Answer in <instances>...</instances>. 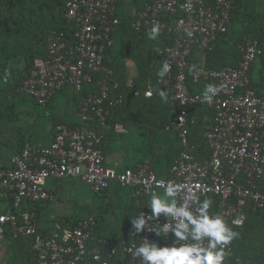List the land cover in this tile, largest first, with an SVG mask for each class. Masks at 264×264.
I'll return each instance as SVG.
<instances>
[{
	"label": "built area",
	"instance_id": "1",
	"mask_svg": "<svg viewBox=\"0 0 264 264\" xmlns=\"http://www.w3.org/2000/svg\"><path fill=\"white\" fill-rule=\"evenodd\" d=\"M118 1L65 0L69 32L49 28L44 55L32 60L14 87L16 94L38 106H46L66 87L75 93L84 88L89 91L78 103L77 124L59 123L48 145L25 143L8 166L0 165V196L8 202L0 211V251L7 235L27 238L32 264H138L132 249L141 238L159 246L173 243L171 234L164 239L146 230L133 233L129 240L108 238L98 233L95 215L74 222L55 218L49 231H41L33 205L54 199L47 187L50 179L77 177L99 195H107L112 186L129 187L136 199L149 197L147 184L153 176L183 184L185 191L199 184L201 199L213 202L210 211L224 216L230 225L233 219L243 217L242 227L264 210V90L255 88L250 75L263 54L264 36L260 41L250 32L243 33L235 65L209 63L219 36L229 29L235 0L143 2L132 27L141 34L154 24L160 26L159 36L166 42L157 49L159 63L171 66L160 82L176 105L166 129L178 131L181 149L167 176L158 175L147 158L121 170L106 165L103 140L107 108L122 101L114 93L119 86L110 81L114 72L105 59L114 43L113 32L121 24ZM189 31L191 37L186 35ZM208 84L220 87L211 104L202 96ZM192 107L207 112L199 142L193 136L197 123ZM114 128L125 131L120 124ZM152 188L156 189L155 183ZM142 212L150 214L146 207ZM158 222L163 224V217ZM233 227L237 232L242 228ZM225 264H247L234 242L226 249Z\"/></svg>",
	"mask_w": 264,
	"mask_h": 264
},
{
	"label": "crops",
	"instance_id": "2",
	"mask_svg": "<svg viewBox=\"0 0 264 264\" xmlns=\"http://www.w3.org/2000/svg\"><path fill=\"white\" fill-rule=\"evenodd\" d=\"M144 1L119 0L117 3L116 12L121 19V24L113 32L114 43L107 51L105 59L114 72L110 81L119 86V89L114 93L115 95L118 93L122 101L107 108L109 114L107 116V128L104 131L103 154L106 165L114 169L121 170L133 165L136 161L147 158L151 161L158 175L167 176L169 166L176 159L181 149L178 131L174 127L166 129V126L170 125L173 120L176 105L171 98V94L162 89L160 78L156 74L161 67L157 49L162 47L166 41L161 36H158L154 41L149 40L147 38L148 32L143 31L141 34H137L132 27L136 12ZM21 18H23L22 15L19 17L20 22ZM251 19L254 24L249 23ZM50 21L53 25L57 23L52 16L46 21L45 17L42 18L31 43L23 41L22 37H9L3 41L0 40V108L2 104H4L3 107L5 104H10V112L7 116L6 112L3 113L2 117L0 116V165L8 166L11 157L25 143L43 146L48 145L53 140L55 133L53 126H50L45 133L38 132V116L41 114H43L42 117L44 118L42 119L45 121L46 119L52 120L58 117L60 122H78L77 106L79 98L70 88L66 87L57 91L48 108L43 110H40L36 106L37 104L33 103L34 101H28L25 99L26 97L11 98L12 95H7L6 90H3L5 80L1 81V78H11L14 81V79L20 77L22 71L29 68L34 57L44 55L46 36L42 33L45 27L50 25ZM254 29L259 30V32L264 29V0H238L233 10L229 29L219 37L216 51L209 59L210 65L237 64L239 60L237 44L240 37L243 33ZM40 42L42 44L39 45ZM263 74L264 54L258 59L250 72L253 85L259 91L264 90ZM192 88L196 89L197 87L192 86ZM97 90L95 88V91ZM160 90L167 93L166 102L161 99ZM149 91L152 92L151 96L146 95V92ZM53 100H59L60 106L56 110V115L52 112ZM13 105H15V109L21 110L22 114H29L31 117L26 118L21 114L16 118L15 113H12ZM33 107L36 108L34 111L38 112L33 113L31 110L34 109ZM191 111L197 123L194 126L193 136L199 142L201 141L202 128H200V125L202 126L207 112L202 107H192ZM10 122H12L13 128L8 127ZM48 123H51V121ZM115 124L122 125L125 131H116ZM27 125L29 127L24 129V126ZM198 126L199 128H197ZM8 129H12L14 132L11 131V134L8 135L10 132ZM47 187L53 193L54 199L33 205L38 212L37 225L43 232H47L53 227L55 218L69 222L72 219L71 217L77 216L80 211L92 210L93 215L99 214L102 217L101 223L97 218L99 223L98 233L114 239V236L125 234V230L129 227L128 223L131 220V215L135 214L136 210L140 214L148 200V198L136 199L131 197L129 187L114 186L112 193L113 196L117 197L114 202L117 204V211L119 212L115 215L113 214L115 212L108 211L107 207H103L101 204V199H104L105 205L109 202L110 196L108 195L111 190L108 191L107 195L93 193L77 177L50 179ZM107 196L108 198H105ZM1 201L3 203L2 207L5 209L8 202L3 198ZM131 212L134 213L131 214ZM115 216H120L121 220L113 218ZM125 217H127L126 220H129L126 221ZM112 221H120V225L114 229L113 227L116 224L113 225ZM238 232L240 233L239 238L233 242L239 253L244 256L246 263L264 264V210L253 215ZM113 233L114 236H112ZM14 241L15 239L9 235L6 236L3 249L0 251L1 263L19 264L20 255H23L27 250V254L29 253L28 261L31 264L29 243L26 249V243L30 240L26 238V240L17 241L22 246L24 245L23 248ZM8 251L10 252L9 255L7 254ZM23 260L21 259V261Z\"/></svg>",
	"mask_w": 264,
	"mask_h": 264
},
{
	"label": "clouds",
	"instance_id": "3",
	"mask_svg": "<svg viewBox=\"0 0 264 264\" xmlns=\"http://www.w3.org/2000/svg\"><path fill=\"white\" fill-rule=\"evenodd\" d=\"M159 34L160 26L157 23L150 28L147 38L154 41ZM186 35L191 37L192 32H186ZM170 71L171 66L164 62L156 74L164 78ZM219 91V86L206 85L202 94L203 101L211 104ZM147 95L151 96L152 92L149 91ZM159 95L167 101L164 90H160ZM152 183L162 191L153 189ZM147 187L149 197L145 207L150 210V214L141 212L132 217L134 233L146 230L164 239L171 234L173 243L171 246H159L156 241L149 242L147 238H141L132 249V256L138 264H225L226 249L240 235L233 226L242 227L243 217L233 219L230 225L224 216L211 212L213 202L210 198L201 199L199 184L185 191L186 186L183 184L157 180L153 176ZM161 217L164 219L163 224L158 222ZM95 259L99 260L100 257L96 256Z\"/></svg>",
	"mask_w": 264,
	"mask_h": 264
},
{
	"label": "rangeland",
	"instance_id": "4",
	"mask_svg": "<svg viewBox=\"0 0 264 264\" xmlns=\"http://www.w3.org/2000/svg\"><path fill=\"white\" fill-rule=\"evenodd\" d=\"M37 1L38 0L32 1V2H33V4H35V2H37ZM30 6H31V4L29 2H27V0H0V15H2V12L6 11V8H11V11L10 12L12 13L13 17L16 19V22L19 23L20 26L22 27V31L20 33H18V35L16 33H14L10 37H12V38L22 37L23 38V41H28V43H31V41L34 40L33 35H34L35 31L38 30V26H40L41 19L44 18V16H46L45 17V21H46L47 19H50V16H51L50 12H47L45 10H42L41 11V14L43 15V17H42V15H39V13H38L40 7H37V8L34 9V8H31ZM41 8H43V7H41ZM21 15H24V17L21 18L22 20L20 22L19 17H21ZM30 17H31V19L28 20ZM39 33H40V31H39ZM0 40L3 41V38H0ZM42 42H40L39 45L42 44ZM5 47L7 48V46H5ZM24 48H26V47H24ZM3 80H5L4 81L5 82V86L3 87V90H6L7 95H12L13 93H15L14 87L19 82V78L14 79V81L11 78H9V79L1 78V81H3ZM1 90H2V83H1ZM1 95H2V93H1ZM25 99L28 100V101L33 102V100H31L28 97H26ZM33 103L35 104V102H33ZM49 103H50V101L47 103L46 106H38L36 104L35 105L40 110H43V109H47L48 108V106L50 105ZM3 105L4 104H2L1 105V108H0V116L1 117L3 116V113L4 112H6V116H7L8 112H10V109H9L10 104H8V105L5 104L4 107H3ZM59 106H60L59 105V100H57V101L53 100L51 107H52V112L54 113V115H56V110H57V108H59ZM33 108L34 109H31L33 113L34 112H38V111H34V110H36L35 107H33ZM12 113H15V117L16 118H18V116H20L22 114L21 113V110L15 109V105H13V111H12ZM38 115H40V114L38 113ZM42 115L43 114H41L40 116H38V119H39L38 120V128H39L38 132L39 133H45L46 131H48V129H49L50 126H53L54 129H55V126L58 125V123H62V122H60V119H58V117L55 118V119L53 118L52 120L51 119L47 120L45 118L46 119V121H45V120L42 119V118H44V117H42ZM21 116H24L26 118L27 117H31V116H29V114H22ZM6 118H8V117H6ZM49 121H51V123H48ZM11 124H12V122H10V124H9L10 126H8V127H12L13 128L14 126H12ZM28 127H29L28 125L27 126H24V129H27ZM8 130H10V129H8ZM11 131H12V133L14 132V130L11 129L8 135L11 134ZM113 189H114V186L111 187V189H110L111 191H110V193L108 195V196H110L109 197V202L105 205L104 202H103L104 199H101L102 200L101 201V204L103 205V207H107V210L108 211L115 212L113 214L117 215V214H119V212L117 211V206H116L117 204L114 202L115 201L114 199L117 200V197L116 196H113V193H112ZM108 196L105 197V198H108ZM1 200H2V198L0 197V211L3 210V207H2L3 206V203H2ZM96 201H98V199H96ZM98 202H100V201H98ZM110 212H108V213H110ZM92 213H93L92 210H83V211H80L79 214H78L79 216L77 215L75 217H71L73 220L71 219L70 221L74 222L78 218L86 217L88 215H91ZM133 213L134 212H131V214H133ZM138 214H139V212H138V210H136V213L133 214V215H131V216L132 217L133 216H137ZM96 216L99 219V223H101L100 220H101L102 217L99 214H96ZM127 217H125V220L127 219ZM132 217H130V218L132 219ZM113 218L121 220L120 219V216H115ZM111 219H112V217H111ZM128 220H126V221H128ZM126 221H124V222L127 223ZM62 222H67V221H62ZM112 224L113 225L116 224V226L113 227L114 229H116L117 226L120 225V221H118V222H116V221L113 222L112 221ZM130 225H131V220H129V223H128V226L129 227L128 228H131L132 225L131 226ZM112 236H114V233H113ZM7 254L9 255L10 252L8 251ZM4 255H5V253H4ZM23 258H24L23 255H20L19 261H21V259H23Z\"/></svg>",
	"mask_w": 264,
	"mask_h": 264
},
{
	"label": "trees",
	"instance_id": "5",
	"mask_svg": "<svg viewBox=\"0 0 264 264\" xmlns=\"http://www.w3.org/2000/svg\"><path fill=\"white\" fill-rule=\"evenodd\" d=\"M32 1H36V0H29V2L31 4L30 7L34 8V9L37 8V7H40V9L38 8L39 9V11H38L39 15H42L41 11L45 10L47 12H50V14L54 18L55 22H57V23H55L53 25L52 22L50 21V25L45 27V30H44V33H43V34H45V36H46V33H47L49 28H57V29H61V30L66 31V33L69 32V28L67 27L66 19L64 17L65 0H38L37 2H35V4H33ZM237 1L238 0H235L233 10L236 7V2ZM41 7H43V8H41ZM52 9H55V10L53 11ZM10 11H11V8H6V11L2 12V15H0V38H3V40L6 39V38H9L14 33H16L18 35V33H20L22 31V27L20 26L19 23L16 22V19L13 17V15H12V13ZM232 15H233V13H232ZM22 16L24 17V15H22ZM42 17H43V15H42ZM44 17H46V16H44ZM28 20H30V18ZM41 21H42V19H41ZM249 23L250 24L251 23L254 24V21H252V19H251V20H249ZM248 32H251L255 37H257L260 41H262L263 36H264V29H262L260 32L257 29H254V30H251V31H248ZM262 47H263V50H264L263 43H262ZM263 54H264V51H263ZM263 54L261 56H263ZM262 76H263L262 78L264 79V74ZM89 89H92V88L89 87ZM162 89H163V87H162ZM88 92H89L88 88H84L82 91L77 92L76 94H77V96L79 98L78 100L80 101L82 98H84ZM73 93L75 94V92H73ZM14 97L20 98V97H23V96H20V95H18L16 93H13L11 98H14ZM175 110H176V108H175ZM77 123L78 122H75V124H77ZM201 127L202 126L200 125V128ZM197 128H199V126ZM55 129H56V126H55ZM199 147H200V144H199ZM132 233H134V229L132 227L131 228H127V230H125V234H123L121 236L120 235L114 236V239L120 240V239L124 238V239L129 240L133 236ZM22 240H26V239L23 238ZM17 241H19V239H15L14 242L17 243V245L20 244L22 246V244L17 242ZM28 243H30V242L26 243V245H27L26 249L28 248ZM23 246H22V248H23ZM26 249H24V250H26ZM23 255H24V258H23L24 260L20 261L19 264H30L29 261H28L29 253L27 254V250L25 251V253H23ZM30 257H31V259H33L32 255Z\"/></svg>",
	"mask_w": 264,
	"mask_h": 264
}]
</instances>
